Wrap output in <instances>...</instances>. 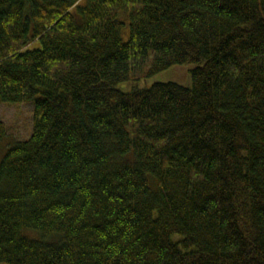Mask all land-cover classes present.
<instances>
[{
  "label": "trees",
  "instance_id": "obj_1",
  "mask_svg": "<svg viewBox=\"0 0 264 264\" xmlns=\"http://www.w3.org/2000/svg\"><path fill=\"white\" fill-rule=\"evenodd\" d=\"M0 104V264H264V0H0Z\"/></svg>",
  "mask_w": 264,
  "mask_h": 264
},
{
  "label": "rangeland",
  "instance_id": "obj_2",
  "mask_svg": "<svg viewBox=\"0 0 264 264\" xmlns=\"http://www.w3.org/2000/svg\"><path fill=\"white\" fill-rule=\"evenodd\" d=\"M124 23L122 38L125 42L129 40L130 28L129 19L126 14L121 16ZM39 43H34L30 50H38ZM194 66H178L170 70L155 75L154 77L137 83H126L120 86L124 92L133 90H147L159 83H172L191 88L192 70ZM34 106L32 105H4L0 104V122L6 126L7 134L4 142L0 146V163L3 153L10 145L28 141L33 134Z\"/></svg>",
  "mask_w": 264,
  "mask_h": 264
}]
</instances>
